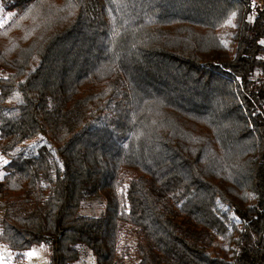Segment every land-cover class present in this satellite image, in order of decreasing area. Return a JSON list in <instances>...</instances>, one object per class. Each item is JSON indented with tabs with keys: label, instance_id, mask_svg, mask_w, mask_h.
I'll return each instance as SVG.
<instances>
[{
	"label": "trees",
	"instance_id": "16d2710c",
	"mask_svg": "<svg viewBox=\"0 0 264 264\" xmlns=\"http://www.w3.org/2000/svg\"><path fill=\"white\" fill-rule=\"evenodd\" d=\"M1 1L0 242L264 264V0Z\"/></svg>",
	"mask_w": 264,
	"mask_h": 264
},
{
	"label": "rangeland",
	"instance_id": "374dc122",
	"mask_svg": "<svg viewBox=\"0 0 264 264\" xmlns=\"http://www.w3.org/2000/svg\"><path fill=\"white\" fill-rule=\"evenodd\" d=\"M12 12L3 8L2 1L0 0V25H2L11 15ZM6 158L0 153V189L2 185V176L4 173V164ZM4 208V200L1 197L0 191V219ZM102 209V200L99 196L89 197L85 200V204L82 207L83 212H89L98 214ZM132 238L122 236L121 245H128L129 252L124 254L123 264H136V260L129 258L131 254ZM79 250V257L73 261L72 264H96L95 255L88 245L80 242L77 244ZM34 252L32 256H28L27 253ZM48 260V247L45 243H32L26 248L23 254H17L16 250H13L0 242V264H46Z\"/></svg>",
	"mask_w": 264,
	"mask_h": 264
},
{
	"label": "snow or ice",
	"instance_id": "6c2138e0",
	"mask_svg": "<svg viewBox=\"0 0 264 264\" xmlns=\"http://www.w3.org/2000/svg\"><path fill=\"white\" fill-rule=\"evenodd\" d=\"M34 254H35L34 252H29V253H27L28 256H32V255H34Z\"/></svg>",
	"mask_w": 264,
	"mask_h": 264
}]
</instances>
